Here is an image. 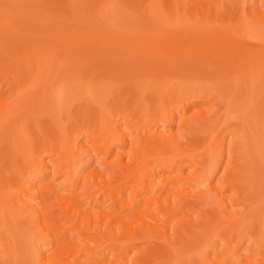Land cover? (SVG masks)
Listing matches in <instances>:
<instances>
[{
    "label": "bare ground",
    "instance_id": "bare-ground-1",
    "mask_svg": "<svg viewBox=\"0 0 264 264\" xmlns=\"http://www.w3.org/2000/svg\"><path fill=\"white\" fill-rule=\"evenodd\" d=\"M8 1L0 264H264V0Z\"/></svg>",
    "mask_w": 264,
    "mask_h": 264
},
{
    "label": "rangeland",
    "instance_id": "rangeland-1",
    "mask_svg": "<svg viewBox=\"0 0 264 264\" xmlns=\"http://www.w3.org/2000/svg\"><path fill=\"white\" fill-rule=\"evenodd\" d=\"M2 1L4 2L5 5L3 4ZM30 1H34V3L36 4V6H35V4H32V3H31V6H30V4H28V2H27L26 7L28 6V8H29V7H32V8H34V9L38 8L37 10H38L39 13H41L42 11H47V9H49V10H48L49 12L52 10V11H51L52 14H55L54 12H56V14H57V12H58L59 14H61V15L63 14L62 12H60L59 10H57V8H58L59 6H56V8H55V6H54L53 4H51V3H53L55 0L52 1V2H51V0H47V1H50L51 3H50V2L47 3V1H44V2H46L47 7H48V6H49V7H48V8L46 7V10H45V9H41V10H42L41 12L39 11V7H43V8H44L46 5L43 4V5L41 6V4L38 3V5H40V6L37 7V0H30ZM56 1H57V0H56ZM56 1L54 2L55 5H57V4L60 5V6L62 5L63 0H61L62 2L59 1L60 4H59L58 2L56 3ZM160 1H161V0H160ZM162 1H163V0H162ZM176 1L179 2V0H176ZM183 1H184V2H183ZM189 1H190V0H189ZM191 1H192V0H191ZM194 1H195V0H194ZM194 1H192L191 3H189V2H187V3L191 5V4H193ZM196 1H197V0H196ZM196 1H195V2H196ZM243 1H244V4H245L244 6H245L246 8L242 5L243 2L241 3V0H240V4H238V5H239V6H238V11H239V13L237 14V15H238L237 17L241 19V16H243L242 14H244V15L246 16V17L244 16L245 19L247 18V16H249V17H248L249 20H255V21L258 20V18H257V19H254V18L251 19V17H255V15L253 16L252 9H250V8H252V6L254 7V5H253L254 3H253V2H254L255 0H254V1H253V0H243ZM252 1H253V2H252ZM0 2L2 3V4H0V6H2L1 8H3V7L7 8V7H8V6H6V5H7L6 2H9L8 0H7V1H6V0H0ZM10 2H12V0H10ZM13 2H14V1H13ZM39 2H41V1H39ZM166 2L169 3L168 0H167ZM166 2H165V3H166ZM178 2H176V3H178ZM195 2H194V3H195ZM202 2H203V1H202ZM202 2H200V0H199V3H200V4L198 5V6H199V9H200V5H201V4L203 5V3H204V2H203V3H202ZM165 3L163 2V4H165ZM180 3H181L180 5H179V4L177 5V6H178L177 8H179L180 6L183 7V5L186 4V0H182V1L180 0ZM184 3H185V4H184ZM238 3H239V2H238ZM182 4H183V5H182ZM188 4H186V5H187V8H188ZM8 5L10 6V4H8ZM33 5H34L35 7H34ZM51 5L54 6V8H53V7H50ZM166 5L168 6L167 3L165 4V6H166ZM186 5H185L184 7H186ZM263 5H264V4H263ZM11 6H12V8H13V4H12ZM167 6H166V7H167ZM191 6H192V5H191ZM191 6H190V7H191ZM240 6H241V7H240ZM168 7H169V6H168ZM201 7L203 8L204 6H201ZM239 7H240V8H239ZM247 7H249V8H247ZM10 8H11V7H10ZM10 8H7V9L9 10ZM32 8H31V9H32ZM50 8H51V9H50ZM52 8H53L54 10H53ZM241 8H242V9H241ZM243 8L246 9V10L244 9V10L246 11V13H244L245 11L243 10ZM263 8H264V7H263ZM119 9L122 10V12L126 11L125 9L123 10L122 7L119 8ZM181 9H182V8H181ZM183 9H185V8H183ZM189 9H190V8H189ZM247 9H248V10H247ZM3 10H5V9H3ZM29 10H30V8H29ZM37 10H35V11H37ZM120 10H119V11H120ZM187 10H188V9H187ZM192 10H193V9H192ZM249 10H250V11H249ZM11 11H12V10L10 9V12H11ZM33 11H34V10H33ZM48 11H47V13H48ZM234 11H235V9L233 10V12H234ZM224 12H225V11L223 10V11H222V14H223ZM45 13H46V12H45ZM45 13L43 12V15H44ZM47 13L45 14V15H46V16L44 17L45 19L50 18L51 15H52V14L50 13V16H49V15H47ZM119 13H121V12H119ZM193 13H196V12L193 10ZM59 14L57 15L58 17H59ZM124 14H125V13H123V15H124ZM127 14H129V13H126V15H127ZM188 14L193 15V14H192V11H190V10H189ZM240 14H241V16H240ZM63 15H64V14H63ZM123 15H122V17H123ZM126 15L123 17V19L125 20V21H123V22H126V21H127V22H126V25H128L127 23H129V22H130L129 25H131V24L135 25L134 23H131L130 18H132V17L129 18L130 15H129L128 17H126ZM220 15H221V14H220ZM53 16H54V15H53ZM250 16H251V17H250ZM46 17H47V18H46ZM55 17H56V16H55ZM122 17H121V19H122ZM218 17H220V16H218ZM224 17H225V18H224ZM61 18H62V17H61ZM134 18L137 19V20L139 21V22H136V26H137L138 23H140L139 25H140L141 27H139V29L141 28L140 31L143 29V33L145 32L144 29L146 30V32H148V31L150 32V30L154 29V28H152L153 25H149V24H147V23H148V21H147V20H148L147 16H146V18H144V19H143V18L140 19V18H139V14H138V13H135V14H134ZM208 18H210V17H208ZM211 18H212V17H211ZM221 18L226 19V15L224 16V14H223V15L221 16ZM221 18H219V19H221ZM255 18H256V17H255ZM57 19H58V18H57ZM240 19H238V20L240 21ZM243 19H244V18H243ZM246 20H247V19H246ZM132 21H133V20H132ZM135 21H136V20H135ZM239 21H238V23H239ZM167 22H168V21H167ZM242 22H243V21H242ZM247 22H248V20H247ZM251 22H253V23H252V24H253L252 26H253L254 29H258V28H259V26L257 27V26L255 25V24H257V23H254V21H251ZM168 23H169V22H168ZM249 23H250V21H249ZM250 24H251V23H250ZM239 25H240V24H238V26H239ZM254 25H255V26H254ZM261 26H262V25H261ZM256 27H257V28H256ZM136 28H137V27H136ZM151 28H152V29H151ZM260 29H262V27H260ZM262 30H264V28H263ZM263 32H264V31H263ZM140 33H142V32H140ZM21 40H22V39H21ZM21 40H20V41H21ZM26 40H27V38H26ZM26 40H25V41H26ZM15 41H16V40H15ZM4 42H5V41H4ZM21 42L23 43V41H21ZM26 42H27V41H26ZM8 43H9V42H8ZM10 43H11V42H10ZM10 43H9V45H10ZM12 43H13V42H12ZM12 43H11V47H12ZM22 43H21V44H22ZM28 43H29V41H28ZM28 43H27V44H28ZM35 43H36V42H35ZM249 43H250V42H249ZM17 44H18V42H17ZM19 44H20V42H19ZM23 44H25V42H24ZM27 44H26L25 46H27ZM254 44H256V43L254 42ZM9 45H8V46H9ZM14 45H15V42H14ZM19 46H20V45H19ZM21 46H22V45H21ZM13 47H15V46H13ZM17 48H18V47H17ZM21 48L24 49V46H22ZM86 48H88V49H86ZM86 48L82 51V54H80L81 59H82V60H80V61H84V60H85V63H86V62H87V63H86V65H85V63H84V64H83V63H82V64L80 63V64H81V65H84V66H88V68H87V67H84V66H83L84 68H83L82 66H78V67H81V70L79 69L80 71H82V68H83L84 72H87V71H88V73H89V70H92V71L97 70V72H99V73H98L99 75H101V73H102V75H104V77H105V76H106V77L108 76V78H110V76H109V75H106L105 72H103V71H105V70H107V69L110 70L111 68L114 69L115 66L118 67V68L116 67V69H117L118 72H119L121 69H123V68L126 70L127 67H125V66H127V64H126V65L124 64V65H125V66H124V65H122L123 63H121V62H125L124 60H123V61H119L120 63H118V60H116V59L113 60L112 57L109 56V55L106 56V57H104V56L106 55V54H104V55L102 56L103 53H100L101 55L99 54V58L94 57V59H93V57H90V56H89V53H87V52H89L90 50L93 49V46L91 47V45H90V46L87 45ZM19 49H20V48H19ZM17 50H18V49H17ZM20 50H21V49H20ZM87 50H89V51H87ZM18 51H19V50H18ZM84 52H85L86 54H84ZM104 53H105V52H104ZM60 55H62V53H61ZM82 55H83V56H82ZM87 55H88L89 57H87V58L84 59V57H86ZM97 57H98V56H97ZM108 57H109V58H108ZM110 57H111V58H110ZM89 58H90L91 60H90ZM101 58H102V59H101ZM86 59H88V60L86 61ZM92 59H93V60H92ZM108 59H109V61H108ZM99 60H100V61H99ZM112 60H113V61H112ZM121 60H122V59H121ZM88 62H89V63H88ZM112 62H113V64H112ZM90 63H92V64H90ZM114 63H115L116 65H115ZM80 64H79V65H80ZM87 64H88V65H87ZM89 64H90V65H89ZM110 64H111V65H110ZM132 64H133V63H132ZM132 64H131V66H132ZM136 64L138 65V63H136ZM77 65H78V64H77ZM104 65H105V66H104ZM128 65H129V64H128ZM91 66H93V69H94V70H93V69H89V68H91ZM106 66H107V67H106ZM110 66H111V67H110ZM113 66H114V67H113ZM85 68H86V69H85ZM98 68H100V69H98ZM101 68H102V69H101ZM88 69H89V70H88ZM124 69H123V70H124ZM77 70H78V69H77ZM123 70H121L120 72H123ZM80 71H79V72H80ZM92 71H91V72H92ZM110 71H111V70H110ZM13 72H14V71H13ZM79 72H77V75H79ZM120 72H119V74H120ZM88 73H87V74H88ZM93 73H95V72H93ZM107 73H108V72H107ZM123 73H124V72H123ZM14 74H15V73H14ZM14 74H13V75H14ZM16 74H17V73H16ZM16 74H15V75H16ZM83 74H84V73H83V71H82V75H83ZM98 74H97V75H98ZM77 75H75V76H77ZM88 75H91V74H88ZM93 75H94V74H93ZM99 75H98V79L96 78L98 81H100V80H102V78H104V77H102V75L99 77ZM84 76L86 77V74H85ZM15 77H16V76H15ZM82 77H83V76H82ZM263 77H264V76H263ZM11 78H14V77H11ZM86 78H87V77H86ZM86 78H85V79H86ZM96 79H95V80H96ZM123 79H124V78H123ZM97 80H96V81H97ZM119 80H122V79H119ZM119 80H118V81H119ZM21 81H22V80H21ZM107 83H108V82H107ZM124 83H125V81H124ZM126 83H127V82H126ZM125 85H127V84H125ZM12 87H13V86H12ZM126 87H127V86H126ZM126 87H125V88H126ZM129 88H130V87H129ZM129 88L127 87V89H126L125 92H127V90H128ZM132 88H133V87H132ZM2 90H3L4 94H7V93H9L12 89H11V88H7V86H3ZM124 90H125V89H124ZM8 91H9V92H8ZM80 91H81V90H80ZM121 91H122V90H121ZM122 92H123V91H122ZM128 92H129V90H128ZM82 93H83V92H82ZM82 93H80V94H82ZM115 93H116V92H115ZM125 94H127V93H125ZM76 96H77V95H76ZM76 96H75V97H76ZM78 96H79V95H78ZM78 96H77V97H78ZM83 96H85V95H83ZM79 97H80V96H79ZM79 97H78V99L76 98L77 100H76V101L74 100V102H72V101H73V99H72L71 103H73V104L68 103L67 105H68L69 107H71V106L74 107V108L77 107V108H76L77 110H78V109H82V108H80V107H86V105H85V106H82V103H81V100H82L81 98H82V96H81V98H79ZM74 99H75V98H74ZM79 101H80V102H79ZM84 101H85V100H84ZM77 102L80 103L81 105L78 106V103H77ZM75 103H77V104H75ZM69 104H70L71 106H70ZM84 104H85V103H84ZM84 104H83V105H84ZM90 104H91V103H90ZM93 104H94V103H93ZM73 105H74V106H73ZM200 105H201V104L196 105V106H194V107H195V108H198V109H199V108H202V105H203V104H202L201 106H200ZM88 106H89V105H88ZM88 106H87L86 110H87V109H90V107H91L92 105H90L89 108H88ZM94 106H95V108H96V105H95V104H94ZM94 106H93V107H94ZM203 106H204V105H203ZM78 107H79V108H78ZM192 107H193V106H192ZM95 108H94V109H95ZM203 108H204V107H203ZM70 109H71V108H70ZM84 109H85V108H84ZM91 109H92V108H91ZM190 109H192V108H190ZM190 109H189V111H190ZM71 110H73V109H71ZM74 111H76V110H73L72 112H74ZM77 112H78V111H77ZM88 112H89V111H88ZM90 112H91V111H90ZM92 112H93V111H92ZM63 113H64V112H63ZM65 113H66V112H65ZM187 113H188V112H187ZM187 113H183V114H182V113H179V114L177 113L176 115H180V116L182 115V116H184V115L187 114ZM42 114H43V113H42ZM67 114H68V113H67ZM67 114H66V116H67ZM73 114H74V113H73ZM75 114H78V113H75ZM80 114H81V112H80ZM41 116H42V115L39 114V116H38L39 119H37V121H38V120H39V121L41 120L40 123L44 126V125L47 123V117H49V116H48V115H44V114H43V118H41ZM44 116H45V120H46V121L43 120V119H44ZM62 117H63V114H62ZM64 117H65V116H64ZM66 118H67V117H65L64 119H66ZM177 118H178V116H177ZM44 122H45V123H44ZM38 123H39V122H38ZM174 124H175V123H174ZM39 126H40V125H39ZM40 127H41V126H40ZM175 127H176V126L173 127L174 130H175ZM187 128H188V127H187ZM189 128H190V127H189ZM193 129H194V130L196 129V130H195V133H196V132H197V133L199 132V131L197 130L198 128H193ZM194 130H193V131H194ZM32 131H33V130H32ZM32 131H31V133L34 135V133H33ZM191 131H192V130H191ZM34 132H35V131H34ZM3 152H4V151H3ZM0 157H1V156H0ZM83 168H84V169H83ZM83 168H82V171H83L82 173L87 174V172H91V170H92V165H91V164H90V165L87 164V165H85V166L83 165ZM186 170H188V169H186ZM258 173H259V172H258ZM258 173H257V174H258ZM257 176H258V175H257ZM257 179H258V178H257ZM44 181H45V180H43V179L41 180V179H40V180H37V183H38V182L41 183V182H44ZM256 183H257V185H259L258 182H256ZM257 185H255V187H256L257 189H256V188L254 189V192H256V193H253L254 198H255L254 203L258 202L259 199H260L259 197L262 195V193H258L259 188H258ZM255 190H256V191H255ZM255 196H256L257 198H256ZM257 200H258V201H257ZM192 213H194V212H192ZM191 216H192V214H191ZM191 216H190V217H191ZM245 243H247V242H244V246H245ZM251 246H252V245H251ZM251 246H250V248H251ZM254 246H255V245L252 246V250L254 249V248H253Z\"/></svg>",
    "mask_w": 264,
    "mask_h": 264
}]
</instances>
